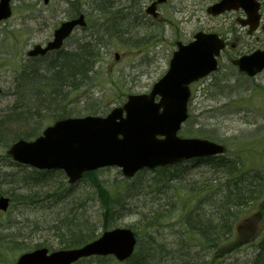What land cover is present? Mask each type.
<instances>
[{"label":"rangeland","instance_id":"obj_1","mask_svg":"<svg viewBox=\"0 0 264 264\" xmlns=\"http://www.w3.org/2000/svg\"><path fill=\"white\" fill-rule=\"evenodd\" d=\"M215 1L170 0L159 11L166 24L155 23L144 15L147 0H49L46 5L43 0L14 1L11 18L0 27V109L6 110L9 106L15 113L23 96L30 100L28 103L34 100L28 91L33 89H25L28 86L24 79H30V72H34L37 76L34 79L41 78L43 84L54 69L44 68L43 61L23 73L26 51L37 43H46L53 29L79 8L91 12L87 19L91 31L110 30L115 37L104 47L102 57L96 59L90 79L77 89L65 87L66 94L57 103L58 111L43 112L40 122L33 123L35 130L31 133L35 136L62 114L103 116L116 105H122L128 95L148 93L168 70L171 54L176 49L175 42H188L194 32L201 30L226 35L238 47L234 52H227L230 58L234 53L248 52L249 46L264 45V5L261 26L247 35L245 31L239 33L234 23L237 13L221 17L207 15L205 9ZM87 33L76 30L63 48L75 47L80 37ZM116 53L119 55L117 60ZM227 62L224 54L217 72L192 84L190 116L179 135L208 136L226 145L228 156L225 161L237 158L240 151V164L241 159L245 163V167L241 164V169L247 175L260 172L264 185V132L257 131L264 125V114L256 115L255 112H261V109L254 110L257 107L264 109L263 95L250 93L249 83ZM6 148L0 143L1 190H11L19 195L16 201L11 197L14 201L7 213L0 212V264H13L20 254L34 250L37 244L51 250L63 248L53 226L61 225L65 220L77 224L85 221L87 226L97 229V235L104 231V226L107 230L129 227L138 237L137 255L149 248L148 252L153 256L149 264H180V259H186V249L193 252L200 248L191 242L192 234L187 232L188 228L192 229L187 221L208 217L218 210L211 201L215 199L213 193L219 192V181L224 183L229 178L225 168L207 163H185L163 171H142L130 179H125L115 168L98 169L76 185L69 186L60 174L37 177L32 169L16 166L5 153ZM28 173L38 186H34L30 200L20 203V196L29 192L13 189L17 187L16 181L21 185ZM33 177H37L36 180ZM112 199L121 200L123 206L119 215L110 219L104 214ZM240 211L242 213L236 215L231 230V241L237 247L226 256L211 250L213 253L205 264H245L255 257V244L264 235V200L242 206ZM10 236L12 238H6ZM15 237L18 238L16 242L13 241ZM19 242L26 247L20 250ZM76 264L120 263L115 258H106L101 263L90 259Z\"/></svg>","mask_w":264,"mask_h":264},{"label":"water","instance_id":"obj_2","mask_svg":"<svg viewBox=\"0 0 264 264\" xmlns=\"http://www.w3.org/2000/svg\"><path fill=\"white\" fill-rule=\"evenodd\" d=\"M10 2L0 0V21L10 17ZM238 7L247 12L251 29H255L259 22V4L255 0H221L207 12L219 15ZM153 8L154 5L146 12L152 14ZM84 24L82 15L77 20L62 23L54 33L53 42L44 49L37 46L29 54H45L49 49H58L75 25ZM195 39L186 47L179 45L169 71L149 95L129 96L123 109H116L105 119L86 116L56 122L34 141L14 143L7 153L19 163L41 170L61 169L70 183L86 170L97 167L114 165L121 168L124 176L130 177L143 167L152 169L195 156L223 153L225 149L220 145L196 138L182 140L176 134L187 118L188 85L217 68L215 56L224 46L215 34H196ZM234 63L240 71L255 75L264 68V52H256ZM155 96H159V103L154 102ZM122 110L126 113L125 119L119 115ZM161 135L165 138L157 139ZM7 206L8 199L1 197L0 209L6 210ZM135 243L130 230L115 229L79 249L59 250L49 255L45 249L24 253L15 264H72L90 255L112 254L123 261L132 254Z\"/></svg>","mask_w":264,"mask_h":264},{"label":"trees","instance_id":"obj_3","mask_svg":"<svg viewBox=\"0 0 264 264\" xmlns=\"http://www.w3.org/2000/svg\"><path fill=\"white\" fill-rule=\"evenodd\" d=\"M97 48H93L92 44L86 45L80 41L73 49L71 48L69 51L62 49L57 51L56 55L58 56L55 55L56 57L54 56L55 58H52L53 60H57L56 65H53L52 62H49V64L53 65V67L50 68L54 69V71L51 73L53 78L52 85L55 86L53 99L54 101L57 100V102H55L54 104L58 103L59 100L64 97L60 96V94L65 91V88L60 84H64L65 87L68 88L73 87L77 89L82 85L83 82L90 79V76L93 74L95 64L97 62L96 59H98L97 57H99V51L96 50ZM43 61V59H39L34 63V65L37 64L38 67L40 65L39 63H42ZM46 67L49 68L47 64L44 68ZM32 68L34 67H30L29 69ZM30 73V79H34L37 77L34 72ZM52 102L53 100H50L47 106H49L50 104L54 105L52 104ZM10 122L13 121L11 120ZM2 126L3 124L0 123V128H2ZM15 134L16 133H14V131L8 133L6 131V133L0 136V143L4 146H8L9 143L21 136ZM32 136H34V133H31L30 130V133H28L26 136L24 135V138L30 139V137ZM218 167H223V165L218 164ZM56 173L60 175L62 174L58 172ZM89 174L91 173H87L86 175ZM37 177H33L34 180H36ZM22 183H30L32 185L31 191L29 192L31 197L32 193L34 192V186H38V183L36 181H33L32 184L31 174L25 177V181H23ZM95 184L93 183L94 186ZM223 185L226 186L224 187ZM223 185H220L219 192L213 193V197H217L220 193L223 198L222 203L217 206L218 210L215 213H211L208 217H196V219H194L193 221H187L189 223L188 226L192 229L190 231L188 228L187 232L188 234H192L191 242L195 244L194 246H200V248H197L193 252L190 249H186L184 253V257L186 259H180V264H205L208 260V257H210L213 253L211 252V250L218 254H223L226 256L229 255L228 252L237 247V244L231 241V236L233 233L231 230L234 221L237 219L236 215H241L242 212L240 210L242 209V206L252 205L253 203L260 201L261 199L256 195V191L252 190L254 187L252 185L246 192H243V190L241 189V183L232 184V187L234 188V190L232 191L230 190L232 189V187L228 186L227 184ZM251 190L252 192H250ZM0 193H2V191ZM250 193L252 195H249ZM112 200L114 201V199ZM112 200L110 201V206L106 204L109 208L106 209V212L104 214L105 216H110V219L113 217V215H115V213L119 212L123 206L121 200L120 202L116 201L117 204ZM237 210L239 213L236 212ZM89 226H87V222L85 221L77 224L69 221L66 222L65 220L61 225L54 224L53 228H55V232L58 231V235L56 236L61 240L60 244L64 248L68 249V247L79 246L83 243L88 242L89 240L96 238L97 229L93 228V226H90V228H88ZM105 228L106 227L104 226V229ZM84 229H87V231H84ZM59 230H61V232H59ZM17 239L18 238L15 237L13 241L16 242L18 241ZM17 245L20 246V250L26 247L23 242H19L17 243ZM35 246H38V244ZM255 246L257 249L255 257L250 261H247L245 264H264V235L256 242ZM184 248H186V246H184ZM148 249L149 248H146L145 252H141V254L139 255H137V252L134 253L132 258L126 261L125 264H149L150 259H152L153 256H150ZM90 259L99 263L104 260L102 258Z\"/></svg>","mask_w":264,"mask_h":264},{"label":"bare ground","instance_id":"obj_4","mask_svg":"<svg viewBox=\"0 0 264 264\" xmlns=\"http://www.w3.org/2000/svg\"><path fill=\"white\" fill-rule=\"evenodd\" d=\"M91 12H84L82 11L80 8L77 9L76 13H75V17H79L80 15H82L83 18H85V24L80 26L78 28V30H83L85 33H87L86 35H83L80 37L79 42H83L86 45H93V48H97L96 50L99 51V57L97 58H101L102 54H103V49L104 47H107L108 43L115 37V33H111L110 30L109 32L106 31L105 29H101L98 30V32L95 31H91L92 29H90V26L88 24L87 19H89ZM101 33H100V32ZM113 34V35H112ZM117 35V34H116ZM78 42V43H79ZM74 48V47H73ZM72 48V49H73ZM37 60H39V58H37L35 60V62H37ZM43 60L45 61V64L48 65V67H53V65H56L57 60H53L52 57H50L49 55L44 56ZM49 62H52V64H49ZM50 65V66H49ZM25 73V72H24ZM41 78L39 79H29L28 77L24 79V84L27 85L28 87H25V89L28 88H32L33 91L31 92V90H28L30 92V94L34 97V100H32V102L29 99H27V97L23 96L24 99H20L19 103L17 104V109L18 112L12 113V109L9 108V106L6 108V110L4 109H0V123L3 124L2 128H0V136L3 135L4 133L8 132H12L14 129V133H16L15 135H21L18 139H24V135L26 136L28 134V131L30 133L31 131H34L35 128L32 126L33 123H39L41 118H42V114L43 112H57L58 111V107H57V103H55V101L52 103L54 105H49L47 106V104L50 102L51 99H53V78L52 75L49 78V80L45 83L42 84V82H40ZM87 81V80H86ZM40 85V86H39ZM65 88L64 84H60ZM60 88V87H59ZM73 87L68 88L69 90H72ZM27 92V91H25ZM66 94V92H62L60 94V96H64ZM30 95V96H31ZM29 96V97H30ZM26 109V112H21L22 109ZM62 111V109L60 110ZM13 122H10V121ZM15 127V128H14ZM28 129V130H26ZM16 181V180H15ZM17 183V187L14 188L13 190H18V191H24V192H30L31 191V187L32 185L30 183H22L20 185V183L18 181H16ZM10 184L12 186V183L10 181ZM0 187L2 189V182L0 181ZM13 187V186H12ZM0 189V192L3 191ZM9 196L8 197H12L15 199V201L17 200L16 197H18L19 194H17V192L14 191H5ZM33 194V193H32ZM215 199L211 200L212 202H214V204L216 205V208H218L217 206L220 205V203H222V196L219 193L217 197H214ZM30 200V193L26 194V195H21L20 196V203H22L23 201H27ZM113 202L116 203V200H114ZM120 202V200H119ZM117 204V203H116ZM119 212L115 213L116 215ZM88 229V228H87ZM87 229H84V231H87Z\"/></svg>","mask_w":264,"mask_h":264},{"label":"flooded vegetation","instance_id":"obj_5","mask_svg":"<svg viewBox=\"0 0 264 264\" xmlns=\"http://www.w3.org/2000/svg\"><path fill=\"white\" fill-rule=\"evenodd\" d=\"M153 1L154 0H149L148 3H151ZM237 17H239L238 14L235 17L236 21H237ZM229 43H230V39L226 38V40H225L226 47L228 46V47L234 49L236 44L230 45ZM262 47H264V46H262ZM250 48H251V46L248 47V49H250ZM33 59H37V58H31V60H33ZM246 81L249 82V87H250L249 90H251L252 93L256 92L258 94V92H259V93H263V95H264V70L261 71L260 73H258L256 77H246ZM262 106H264V104ZM260 109H261V112L259 111ZM254 110L259 111V112H255L256 115H259L260 113L264 114V109L262 107L254 108Z\"/></svg>","mask_w":264,"mask_h":264}]
</instances>
